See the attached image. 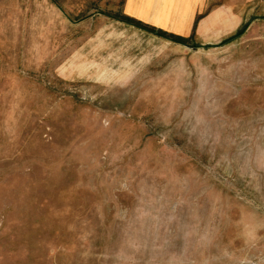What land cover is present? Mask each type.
I'll return each mask as SVG.
<instances>
[{
    "label": "rangeland",
    "instance_id": "rangeland-1",
    "mask_svg": "<svg viewBox=\"0 0 264 264\" xmlns=\"http://www.w3.org/2000/svg\"><path fill=\"white\" fill-rule=\"evenodd\" d=\"M123 2L0 0V264H264V0Z\"/></svg>",
    "mask_w": 264,
    "mask_h": 264
},
{
    "label": "crops",
    "instance_id": "crops-1",
    "mask_svg": "<svg viewBox=\"0 0 264 264\" xmlns=\"http://www.w3.org/2000/svg\"><path fill=\"white\" fill-rule=\"evenodd\" d=\"M215 0H124L127 19L177 38L188 39L204 25L203 15Z\"/></svg>",
    "mask_w": 264,
    "mask_h": 264
},
{
    "label": "trees",
    "instance_id": "trees-1",
    "mask_svg": "<svg viewBox=\"0 0 264 264\" xmlns=\"http://www.w3.org/2000/svg\"><path fill=\"white\" fill-rule=\"evenodd\" d=\"M124 20H126V23L133 22V23H136L135 25H139L141 28H143V29H145V30L147 29V28H146L147 26H145V25L141 26L142 24H140V23H138V22H136V21H134V20H130V19H127V18L124 19ZM158 33H160V36H162V37L168 36V37H170V38H175L174 36L167 35V34L161 32V31H159Z\"/></svg>",
    "mask_w": 264,
    "mask_h": 264
}]
</instances>
